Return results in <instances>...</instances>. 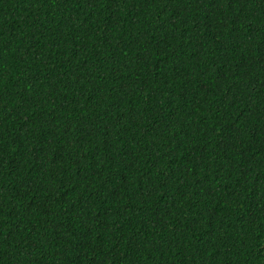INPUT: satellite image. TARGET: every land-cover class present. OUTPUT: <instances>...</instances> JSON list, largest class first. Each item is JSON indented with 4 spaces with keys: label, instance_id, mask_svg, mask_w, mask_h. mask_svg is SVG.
Returning a JSON list of instances; mask_svg holds the SVG:
<instances>
[{
    "label": "trees",
    "instance_id": "16d2710c",
    "mask_svg": "<svg viewBox=\"0 0 264 264\" xmlns=\"http://www.w3.org/2000/svg\"><path fill=\"white\" fill-rule=\"evenodd\" d=\"M0 264H264V0H0Z\"/></svg>",
    "mask_w": 264,
    "mask_h": 264
}]
</instances>
